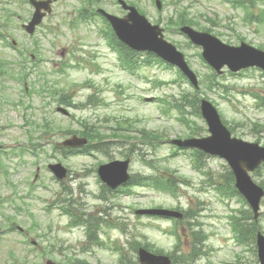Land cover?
Here are the masks:
<instances>
[{"label": "rangeland", "instance_id": "rangeland-1", "mask_svg": "<svg viewBox=\"0 0 264 264\" xmlns=\"http://www.w3.org/2000/svg\"><path fill=\"white\" fill-rule=\"evenodd\" d=\"M172 1L174 0H162L164 4L162 14H157L153 0H139L138 6L151 24H155L159 18L166 19L174 15L176 8L171 3ZM21 2L22 0H17L15 3L13 0V5L10 4L9 10L13 11L14 15L9 23L13 26L4 30L10 36V39L17 42L18 49L12 50V47L4 46L0 41V61L14 63V72L21 73L22 70L19 68V64L23 63V58L19 55V51H23L28 57L33 55V62L37 60L36 58L41 60L36 61L35 64L38 65L36 68L39 67L38 71L50 74L56 64L64 59L67 65H72L74 68L68 67L63 75L58 74L56 79H49V82L56 84V88L59 91L63 90V93L67 96L71 95V98L77 104H83L88 97L93 95L102 102L94 106L89 105L87 108L80 110L69 108L68 110L75 116V120H70L56 113V108L59 107L56 100L60 95L56 96V100H53L48 96L40 97L35 93L21 100L18 93L21 91L22 86L12 82L11 79L1 80L0 98L3 96L6 101L4 100L3 106H0V154H6L2 158V163L7 169L8 177L6 179L0 174V197L9 195V191L5 190L3 186V179L17 185L23 195L26 188L24 182L32 180L37 168H39V179H42V183H49L47 170L44 167L47 164L59 162L69 172L67 179L62 184L63 187L67 188V192L63 193L62 199H69V202H72L73 205L72 209L78 205V210L83 214L93 217H99L102 214L112 223H123L128 226L125 236L117 233L113 228H107L104 224L100 225L101 229L98 234L99 240L104 245L112 246L115 242L122 247L123 258L121 262L118 260L117 253H112L104 246L92 247L82 252L80 250L82 248L81 244L85 242L82 229L59 231L58 243L66 248L64 254L80 258L81 264H132L137 262L136 254L132 249V243L134 244L135 241L149 245V249L152 251H162L163 253L173 251V245L176 244L174 240L160 233V228L164 226L162 222L145 218L135 220L132 215L134 209L157 206L166 208L178 206L182 210L191 208L196 214L199 207L202 206L203 211L199 213L198 218L199 225L196 226L195 230L201 231L198 238L205 236L204 247L200 248L201 255L199 259L198 257L194 260L191 258L186 264H257L256 254L253 252L255 246L251 244V240L246 238V245H238L233 239L234 234L230 224L227 223L228 220L226 221V218L233 212L239 209V211H242L246 207L242 206L236 198H220L218 193L209 186L212 180L217 183L223 182L222 176L227 167H225L226 164L222 160L217 158L202 159L203 169L201 171L195 167L189 153H181L180 151L178 153L176 150H172L170 143H162L157 148L158 162L155 164L159 168L166 169L167 176L174 178L183 176L189 182L187 186H178L177 198L172 199L168 195L145 188L134 189V194L131 196L120 195L102 203L96 198L100 193V186L93 168L99 160H105V157H100V154H97V159L74 156L57 160L49 157L53 143L63 139L62 135L57 132L58 128L61 131H64L65 127L77 130L80 128L77 121L80 120H86L90 126H100L102 130L110 127L109 123L112 119L127 121L137 127H145L151 131H163L170 140H183L188 130L177 121L178 115L173 110L174 108H169L168 114L165 115L160 110L162 107L160 102L144 103L142 98L167 97L171 100V97H174L177 99L182 91L192 89L189 85L178 81L177 74L174 71L160 64L153 67L152 70H145L146 66L141 63L136 74L123 70L124 67H121L117 54L110 49L99 33V29H104V24L98 18H94L87 25L70 29L69 25L74 20V15L82 6L81 2L77 0H58L52 6L51 15L43 20L42 24L36 29L34 36H27L21 29V24L26 23L33 10L28 4H22ZM4 4H6V1L0 0V26L3 29L4 24L8 22L5 15H3L4 8L2 6ZM98 4L100 8L117 17L125 15L122 10L116 8L115 0H102V3ZM189 5H192L189 12L197 18V23L206 25L204 17L218 21V25L213 27V32L214 35H218L217 37L221 41L236 44L237 39L243 38L247 43L255 47H261L264 50V27L243 24L241 21L242 12L232 9L225 0H180L178 8H188ZM261 9H264V4H258L253 11L257 13ZM199 15L203 16L200 17ZM232 29L234 30L232 31ZM164 36L167 41L174 45H177L176 43L181 44V47H178L179 50L182 48L183 52L186 53L191 69L197 75L198 81H201L202 94H200V97H207L210 102H213L223 119L229 122L233 121L239 125L246 124L243 128L238 127V125L235 127L236 132L238 131L235 136L248 141H253L258 136L264 144V128L258 134L247 132L252 129L251 123L264 126V108L258 107L256 100V96L264 98V76L258 71H246L235 77H231L224 72L221 77H218V81L227 88L228 93L208 91L206 89V77L211 74L212 70L199 62L196 48L188 46L184 39L171 30L168 34L165 33ZM91 59L93 60L90 61ZM74 61L78 63V67L75 66ZM52 63L56 64L52 65ZM28 65H30L29 61L22 67L25 68ZM35 65H31V69H34ZM34 71L38 72L36 69ZM152 73H155V80L164 81L167 85L157 87L154 84L147 83L143 76ZM30 76H33V74H30ZM38 81L39 79H37ZM32 82L34 83L33 88L37 89V82L35 80V83L32 78L26 80L28 89L32 88ZM19 100L23 101L29 109L25 107L18 109L19 106L17 107L16 104ZM187 111L190 112V108ZM21 115H26V117H29L28 121L40 124L42 127L44 123L50 122L59 127L55 130L49 127L48 137H42L51 145L49 143L43 144L40 141L44 148H38L37 155L28 152L20 155L22 158L18 159L20 165L17 168L15 166L17 156L14 154H18L21 146L28 145L25 131L33 132L32 136L34 138L43 132L42 129L36 130L32 126V129L31 127H25L27 126L25 123L27 119L26 117L20 118ZM187 117L189 116L187 115ZM189 118L195 120L197 127L201 128L199 136L207 134V128L202 119ZM239 132L246 135L240 137ZM12 151H15V153ZM175 152L177 153L174 154ZM112 156L114 159L122 157L118 151ZM131 171L133 174L140 175L154 174L136 159L131 164ZM251 177L258 184L260 181L264 182V166L251 174ZM54 189L57 190V186H54ZM36 190L40 191L39 187ZM44 194L48 196L46 192ZM262 202L261 214L257 224H259L258 230L263 232L264 235V199ZM17 204L20 203L17 202ZM5 210L9 212L7 207ZM25 211L33 214L40 225L39 229L32 230L31 236L33 237L36 234H45V228L51 223V219L56 226H64L66 223L65 219L56 220L54 217L43 215L40 205L37 203H29V207ZM15 219L22 227L32 229L25 215ZM2 222L3 219L0 217V228L5 229L6 226ZM179 235L182 238L180 247L185 249L183 253L186 254V250L190 249L191 244L189 234H187V231H181ZM12 237H3L5 241L0 244V264H10V260L6 261L5 252L7 250L13 252L16 264L41 263L40 255L47 254L46 248L50 244L49 237H46V239L40 238L41 240L37 239V243L42 248L44 247L42 254H38L34 250L29 254L28 249L16 245ZM179 254L177 253V255ZM54 256V259L51 256L50 258L56 264L58 260H63L62 258L58 259L56 253Z\"/></svg>", "mask_w": 264, "mask_h": 264}, {"label": "water", "instance_id": "water-1", "mask_svg": "<svg viewBox=\"0 0 264 264\" xmlns=\"http://www.w3.org/2000/svg\"><path fill=\"white\" fill-rule=\"evenodd\" d=\"M127 26H125L124 29H122L120 27V24L117 27L118 32L127 40H129L130 42L136 44V45H144V43L142 41H140V39H136L137 35H140V33L146 35L147 32L149 31L148 27H145V25L138 21L137 23H134V25L131 27V31L130 34H128L127 32ZM138 33V34H137ZM210 44V43H209ZM206 46V56H209V51L208 48L213 49L214 51V56H215V61H213V59H209L207 58L211 64L215 67H220L224 64H232L233 67H241V66H249V65H257L260 66L262 68H264V58H258V57H262L257 55L256 53H252L251 51L247 50V49H239V50H229V49H225L222 47L219 48L216 44H214L213 42H211L210 46L208 44H205ZM162 54V53H161ZM218 57V58H217ZM230 66V65H229ZM232 68V67H231ZM234 69V71H237L238 69L232 68ZM203 114L204 116L208 119L211 120L213 122V125L211 126V131L213 134V138L209 140L208 146L209 148L213 147V148H221L220 145L218 143L212 145L213 143H215L216 141H222V140H226L225 138L227 137V132L220 126V123L217 121L216 117H215V113L214 111L207 107L205 109H203ZM212 145V146H210ZM244 151V152H243ZM242 152H239V154H237L240 157H244V160H238V162L244 164L243 168H247V169H253L255 167V165L259 164L260 161H262V159H264L262 156L263 155H258L256 154V152H253L252 150H250L249 148L247 150H243ZM227 157L231 158L232 154H223ZM237 168H240L241 165L237 164L236 166ZM243 174H240L239 179L241 178ZM238 186H244V184L242 182H238ZM255 201V200H254ZM254 210L257 209V203L256 204H252ZM258 253H259V259L261 264H264V238L262 237H258Z\"/></svg>", "mask_w": 264, "mask_h": 264}]
</instances>
